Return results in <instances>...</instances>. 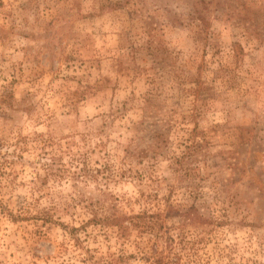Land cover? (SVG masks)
<instances>
[{
  "label": "rangeland",
  "instance_id": "1",
  "mask_svg": "<svg viewBox=\"0 0 264 264\" xmlns=\"http://www.w3.org/2000/svg\"><path fill=\"white\" fill-rule=\"evenodd\" d=\"M0 264H264V0H0Z\"/></svg>",
  "mask_w": 264,
  "mask_h": 264
}]
</instances>
